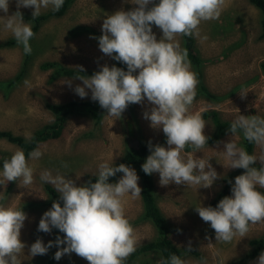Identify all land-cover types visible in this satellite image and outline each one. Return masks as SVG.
<instances>
[{"label":"clouds","instance_id":"9594fccd","mask_svg":"<svg viewBox=\"0 0 264 264\" xmlns=\"http://www.w3.org/2000/svg\"><path fill=\"white\" fill-rule=\"evenodd\" d=\"M128 2L136 7L108 15L103 20L102 35L90 37L98 39L103 54L126 65L127 70L105 64L91 76H76L74 79L81 80L83 86L76 85L74 92L83 99L89 95L86 89L90 90L91 99L107 111V116L116 119L121 118L129 105H143L146 99L151 107L143 112V118L150 121L152 128L162 129L167 147L148 142L150 155L141 166L143 172L146 175L158 173L161 186L175 183L210 188L219 175L209 159L195 156L209 139L204 134L206 122L201 112L191 110L199 80L191 71L187 49L181 48L176 37L206 41L208 37L201 35V23L218 20L228 0ZM9 4L10 0H0V11L6 14L0 17V22L17 45H22L24 54L30 55V40L35 33L19 9L33 8L32 18L35 19L41 9L51 7L54 12L59 11L64 0H16L17 11L7 15ZM153 25L162 32L159 40ZM77 67L80 73L85 71L82 65ZM68 85L71 87L70 80ZM249 91L241 88V99ZM229 131L234 138L242 135L261 152L249 154L234 139L226 142L224 151L220 152L228 168L245 171L235 177L231 196L223 197L215 207L195 208L199 217L214 230L218 243H230L236 236L246 237L250 225L264 224V192L258 190L264 189V117L239 114L231 122ZM189 147L192 151L186 152ZM42 155L39 148L27 156L18 149L10 158L3 159L0 185L19 182V186L27 188L34 182V169L29 160H37ZM257 161L260 167L254 166ZM63 167L68 165L64 163ZM117 173L123 176L118 182L110 183L109 178ZM40 179L54 187L59 201H54L43 213L38 231L51 233L55 228L64 236H57L47 244L38 238L28 248L29 256L46 255L56 246L54 259L57 261L65 254L75 253L89 264H124L136 251L139 241L124 209V197L139 198L142 192L134 168L123 163L119 166L100 163L95 182L89 181L83 186H77L65 175L53 176L48 170L41 173ZM27 218L22 209L0 203V264H22L26 245L21 240V229ZM185 251H192L191 242ZM157 264H186V261L171 254ZM201 264L207 261L202 260ZM257 264H264V252L260 253Z\"/></svg>","mask_w":264,"mask_h":264},{"label":"rangeland","instance_id":"374dc122","mask_svg":"<svg viewBox=\"0 0 264 264\" xmlns=\"http://www.w3.org/2000/svg\"><path fill=\"white\" fill-rule=\"evenodd\" d=\"M134 7L136 5L128 0H75L63 15L44 22L32 40L34 47L38 43L40 51L33 55V62L28 67L26 76L7 92L0 88V130H10L14 134L29 136L35 129L54 120L46 103L92 100L88 89L86 91L89 95L83 99L74 92L76 85L83 86L81 80L68 76L52 79V69H42L40 64L44 61H55L71 68L82 65L84 69L99 70L105 64L111 67L113 59L100 51L98 39L90 38L95 36L89 33L75 34L72 31L76 26H89L101 31L103 20L108 15L118 10L128 11ZM50 8L41 9V13ZM33 10V8L19 9L22 14H32ZM15 11H17L16 0H10L7 15ZM5 15L0 11V17ZM24 21L30 23L25 19ZM259 21V9L248 0H228V6L218 20L201 23V35H206L208 39L203 42L196 38L193 40L195 52L203 61L201 67L203 81L211 92L228 96L217 102L199 96L195 98L192 111H199L202 114L205 110H215L221 119H231V121L239 114L249 116L256 112L258 115L264 112V76L260 69V63L264 62V38L259 36L261 33ZM152 28L159 40L162 36L161 30L155 25ZM12 37L10 32L3 29L0 22V43ZM176 39L183 48L182 36ZM202 52L203 54L200 55ZM23 57V50L19 45L0 47V80L12 77L20 69ZM191 71L195 73L192 66ZM69 80L71 87L68 85ZM241 88L250 90L244 99H241L239 93ZM150 107L145 99L143 105H129L119 119L107 116L106 112L97 126L87 115L69 116L57 138L38 144L37 148L43 153L42 157L29 160V165L34 169V182L27 188L19 186V182H14L10 189L7 188L8 183L0 185V197H3L0 203L19 208L26 201L45 200L46 183L40 179L41 173L45 170L50 171L53 176L65 175L80 186L84 183L86 174L98 173L100 163L113 164L128 144L134 146L141 139L167 147L162 129L152 128L150 121L143 118V112ZM203 119L206 122L204 134L207 136L212 131L213 125L209 117L203 116ZM132 120L134 136L127 133L128 122ZM232 139L239 146V137L234 138L231 133H227L217 142L205 145L195 153L198 158L209 159L219 175V179L210 188L175 183L161 186L159 174H152L158 206L173 226L171 238L174 244L186 250L191 242L192 251H186L181 256L186 264H201L202 260H206L207 264H257L258 262L260 254L250 260L241 261L240 258L250 249L249 239L264 233V224L250 225L246 237L236 236L230 243H218L214 230L195 210L200 205L207 207L209 200L221 187L222 176L232 170L227 167V161L220 153L224 151V144ZM18 149L16 145L4 139L0 140V170L3 168V159L10 158ZM191 151L192 149H186V152ZM260 152L261 149L254 146V154L259 155ZM64 163L68 165L67 168L63 167ZM122 176L123 173L114 183ZM138 184L140 186L139 181ZM124 209L126 217L135 229L138 245L155 237L156 232L152 225L148 221L137 219L141 211L140 197L132 198L130 195L124 197ZM47 210L49 208L25 211L28 218L21 229V240L26 245L25 252L21 256L22 264H39L46 258L54 256L58 250L53 246L46 255L31 257L28 254V248L38 238L47 244L48 241H55L57 236L61 238L64 236L55 228L51 233L38 231L39 221ZM64 246L66 245L61 247ZM158 260L156 253L148 252L139 254L128 264H157ZM55 264H89V262L71 253L65 254Z\"/></svg>","mask_w":264,"mask_h":264},{"label":"trees","instance_id":"16d2710c","mask_svg":"<svg viewBox=\"0 0 264 264\" xmlns=\"http://www.w3.org/2000/svg\"><path fill=\"white\" fill-rule=\"evenodd\" d=\"M75 0H64V4L59 11L54 12L51 8L43 13H41L37 18L33 19L32 14L23 13V18L26 21H29L32 26L33 32L36 34L38 32L39 27L48 19L60 17L63 15L69 6ZM251 4H253L260 11V27L261 33L260 37L264 38V0H248ZM156 3L159 0H155ZM151 6V5H150ZM75 34L79 33H89L95 37H99L102 35V32L99 30H95L89 26H76L75 30L72 31ZM34 38V37H33ZM33 38L30 40V45L32 48V52L30 55L24 54L22 65L20 69L10 78L5 80H0V88H3L4 91L11 90L16 84H18L27 74L28 67L33 62V55L36 52L40 51L38 43L36 47L32 42ZM183 39V48L187 49L188 52V60L190 61L191 66L194 68V71L199 80V84L197 86L196 98L199 96H204L205 99L217 102L223 100L227 97V94H215L211 92L205 85V82L202 78L201 67L203 61L195 52L194 49V40L193 37L182 36ZM17 43L15 39L9 38L5 42L0 43V47L2 46H16ZM22 47V45H19ZM23 50V47H22ZM115 65L116 67L126 69V65L122 64L113 59V63L111 66ZM42 69H52V79L59 77H76L79 75H87L91 76L94 72L99 71L98 69H85L83 73H80L78 68H71L67 66H63L55 61H44L40 64ZM261 73L264 76V62L260 63ZM226 96V97H225ZM46 107L52 112L54 116V120L51 123L44 124L40 128L35 129L29 136H23L19 134H14L10 130H0V140L4 139L7 142L16 145L19 149L23 150L27 156L29 152L33 149H36L38 144L49 139L57 138L62 131L63 125L67 118L71 115H87L94 125H98L102 116L107 111L102 109L97 101L93 100H70L64 103L53 104L46 103ZM84 111V112H83ZM264 113V112H263ZM262 113V114H263ZM260 116L264 117V114ZM256 115V113L250 114L249 116ZM258 115V114H257ZM202 116L206 118H210L213 128L212 131L207 135L209 137L207 145L217 142L222 136L227 133H231L229 131L231 120H223L219 117L218 113L215 110H205L202 112ZM134 121L128 122V131L127 133L130 136H134ZM239 146L245 148L249 154H254V144H250L247 140L243 138L242 135H239ZM154 145V144H153ZM187 149H191L190 147ZM150 155V151L148 148V141H142L141 139L137 141V144L134 146L127 145L121 156L113 163V166H119V164L123 163L131 168H134L139 176V183L142 189L141 192V211L138 216L139 221H148L152 227L154 228L156 235L154 238L137 245L136 251L131 254L124 264H128L131 260H133L139 254L143 255L148 252H154L158 255L159 260L167 259L171 254H176L178 256H182L186 251L185 249L179 248L176 246L171 238V232L173 226L167 221L165 216L162 214L156 196L154 194V180L152 175H146L142 170V164L145 162L147 156ZM256 167H260V163L256 162L254 165ZM244 169H232L227 172L221 178V187L217 192L212 196L209 200L207 206L215 207L218 202L225 196H230L232 185L235 182V177L243 174ZM122 173H117L116 176L110 177L109 182L114 183L116 179ZM96 175L86 174L84 183L80 186L87 184L89 181L95 182ZM119 175V176H118ZM116 178V179H115ZM14 182H8L7 188H11ZM44 190L46 193V199L42 201H26L22 204L19 209H22L24 212L29 211L34 208L44 209L51 208L54 201H59V193L49 184L44 185ZM264 192V189H258ZM61 206H63V202L60 201ZM210 226V224L208 223ZM58 232V231H57ZM60 232V231H59ZM56 238V237H55ZM250 249L246 251L242 257L241 261L250 260L256 257L264 250V233L259 236L253 237L249 239ZM255 249V250H254ZM158 260V261H159ZM57 260L54 259V256L46 258L43 262L39 264H55Z\"/></svg>","mask_w":264,"mask_h":264},{"label":"bare ground","instance_id":"6f19581e","mask_svg":"<svg viewBox=\"0 0 264 264\" xmlns=\"http://www.w3.org/2000/svg\"><path fill=\"white\" fill-rule=\"evenodd\" d=\"M48 20H49V19H48ZM209 50H210V49H209ZM44 51H45V50H44ZM199 52H200V51H199ZM204 53H205V51H204ZM214 53H215V52H214ZM38 54H39V53H38ZM201 54H203V52L200 53V55H201ZM209 54H210V51H209ZM211 54H212V53H211ZM219 55H220V54H219ZM210 56H211V55H210ZM208 57H209V56H208ZM214 59H215V58H214ZM217 65H218V64H217ZM214 69H215V68H214ZM217 70H218V69H217ZM215 74H216V73H215ZM214 82H215V84H216V80H215ZM219 87H220V86H219ZM219 87H218V88H219ZM216 88H217V87H216ZM224 88H225V87H224ZM219 89H220V88H219ZM219 91H220V90H219ZM222 92H223V91H222ZM230 95H231V94H230ZM227 96H228V95H227ZM225 97H226V96H225ZM83 112H84V111H83ZM256 113H257V112H256ZM235 114H236V113H235ZM263 114H264V113H263ZM263 114H262V115H263ZM256 115H257V114H256ZM228 117H229V116H228ZM231 118H233V117H231ZM234 119H235V118H234ZM230 120H231V119H230ZM118 176H119V175H118ZM115 179H116V178H115ZM117 179H118V178H117ZM179 218H180V217H179ZM254 250H255V249H254Z\"/></svg>","mask_w":264,"mask_h":264}]
</instances>
